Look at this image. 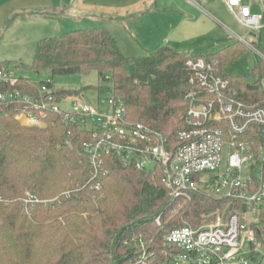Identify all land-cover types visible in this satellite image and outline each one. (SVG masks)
Returning <instances> with one entry per match:
<instances>
[{
	"label": "trees",
	"instance_id": "16d2710c",
	"mask_svg": "<svg viewBox=\"0 0 264 264\" xmlns=\"http://www.w3.org/2000/svg\"><path fill=\"white\" fill-rule=\"evenodd\" d=\"M258 49L264 55V46L258 43ZM244 50L234 42L208 57L218 58L224 67ZM188 56L162 47L154 54L127 58L105 27H91L38 40L31 65L14 67L45 70L52 77L95 71L106 83L99 92L123 101L128 121L174 139L187 130ZM257 59L253 71L264 80V62ZM3 68H10V63L0 62ZM230 78L243 102L264 101L261 84ZM41 83L52 85V79ZM18 88L33 92L39 85L21 78ZM8 89L0 85V92ZM17 109L4 105L0 113V264H134V237L154 239L158 254L166 233L183 225L197 227L226 205L201 194L190 201L170 198L158 178L125 167L114 156L105 158L109 173L101 180L104 198L95 203L87 185L92 168L84 152L91 134L62 123L56 115L44 127L22 126L15 118ZM27 191L40 200L64 191L72 196L53 208L38 204L27 217L21 204ZM158 217L161 227L155 224Z\"/></svg>",
	"mask_w": 264,
	"mask_h": 264
},
{
	"label": "built area",
	"instance_id": "2783aa9c",
	"mask_svg": "<svg viewBox=\"0 0 264 264\" xmlns=\"http://www.w3.org/2000/svg\"><path fill=\"white\" fill-rule=\"evenodd\" d=\"M235 19L251 33L257 48L237 36L236 42L257 54L264 62L258 43L264 46V0L262 13H252L243 0H222ZM185 100L187 130L174 139L126 118L123 101L105 94L95 109L74 97L71 110L61 105L63 96L53 85L38 83V90L19 89L20 79L13 69L0 70V113L4 105L18 109L22 126L44 127L52 115L62 123L76 125L91 134L85 154L92 168L87 183L96 203L104 198L101 180L109 173L107 156L116 157L125 167L158 178L170 198L190 201L195 195L224 200L226 205L204 218L197 227L183 225L163 236L158 254L154 239L133 238L137 257L134 264H263L264 249V101L248 105L241 100L238 86L223 73L216 57L188 56ZM27 79V78H25ZM253 83L264 87L257 77ZM72 196L64 191L52 199L40 200L27 192L21 200L23 214L31 217L43 204L53 208ZM155 224L162 226L158 217Z\"/></svg>",
	"mask_w": 264,
	"mask_h": 264
},
{
	"label": "rangeland",
	"instance_id": "374dc122",
	"mask_svg": "<svg viewBox=\"0 0 264 264\" xmlns=\"http://www.w3.org/2000/svg\"><path fill=\"white\" fill-rule=\"evenodd\" d=\"M244 1L256 7L254 13H262V6L259 0ZM206 7L222 24L215 23L211 19L204 17L199 18L195 23L192 21L186 22L178 14H175L173 16L175 18L174 23L170 22L173 30L168 28L169 22L164 25L159 21H154L151 19L152 17H143L134 21V23H130L131 31L125 30L123 24L115 20H111L109 28L112 29L113 38L121 47L122 54L127 58L154 54L160 47L154 48L153 43L155 42L167 44L170 41L168 46H164L189 56L216 54L227 44L236 42L237 36L257 48V43L252 38L250 31L235 19L233 14L224 7L222 1L211 0V5ZM65 22L63 21V23L60 22L59 24L48 22L41 26L19 22L5 34L0 32V62L10 63V69H13L18 76L27 78L33 84L52 79V85L56 90L70 91L71 95L61 105L65 111L71 110V103L74 97L80 95V93L84 94L86 101L95 109H98V98L105 96V94L99 92L98 88L105 86L106 83L99 79L97 72L92 71L85 76L52 77L45 70L36 73L14 67L15 64L21 63L31 65L38 40L45 37H60L67 30ZM81 25H87V23L83 22ZM133 25L139 28L138 32L134 29L136 26L133 27ZM62 27L64 28L62 29ZM257 58V54L246 47V50L238 58L222 67L223 73L229 77H240L246 83H253L258 77L253 71L258 62ZM59 220L61 221L62 219ZM260 253L264 254V249H261ZM261 260L264 264V257Z\"/></svg>",
	"mask_w": 264,
	"mask_h": 264
},
{
	"label": "crops",
	"instance_id": "0c3cea01",
	"mask_svg": "<svg viewBox=\"0 0 264 264\" xmlns=\"http://www.w3.org/2000/svg\"><path fill=\"white\" fill-rule=\"evenodd\" d=\"M243 2L254 13L256 7L244 0ZM222 3L227 9L223 1ZM210 5L211 0H0V32L5 34L19 22L41 26L48 22L59 24L66 21L67 30L64 33L80 29V26H90L83 28L105 27L112 35V29L109 28L111 20L121 22L125 30L131 31L129 24L143 17H152L151 19L164 25L169 22L167 26L173 30L171 23H174L175 14L186 22L195 23L204 17L222 24L206 7ZM83 22L87 25H81ZM134 29L139 31L137 26ZM169 42H155L153 47L160 46V49L165 47L164 45L168 46ZM118 47L121 48L119 44Z\"/></svg>",
	"mask_w": 264,
	"mask_h": 264
}]
</instances>
